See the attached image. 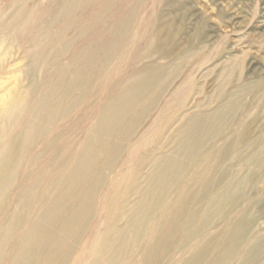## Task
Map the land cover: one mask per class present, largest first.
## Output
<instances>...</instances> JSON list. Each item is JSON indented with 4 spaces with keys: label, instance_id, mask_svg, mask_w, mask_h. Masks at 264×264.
Masks as SVG:
<instances>
[{
    "label": "bare ground",
    "instance_id": "obj_1",
    "mask_svg": "<svg viewBox=\"0 0 264 264\" xmlns=\"http://www.w3.org/2000/svg\"><path fill=\"white\" fill-rule=\"evenodd\" d=\"M147 3L0 0V72L6 69L0 78V264H154L176 241L182 253L218 225L223 228L178 255L180 264H222L240 248L235 264H264V234L244 245L255 222L249 207L229 218L238 201L233 187L241 184L220 179L232 172L213 171L234 140L204 148L225 127L224 109L184 115L177 135L166 136L172 151L138 156L147 141L144 135L130 140L137 133L133 123L141 125L146 108L156 104L162 78L182 68L144 61L146 37L137 36L133 23L153 12ZM19 52L20 60L6 68ZM161 116L154 119L160 127L146 133L157 136L171 122ZM112 138L130 151L97 215L94 198L114 165ZM250 147L243 165L264 153V137L245 141L237 153ZM187 179L194 182L184 187ZM130 192L137 196L132 204L122 199ZM187 199L207 206L194 210ZM95 216L82 260L74 261L85 222Z\"/></svg>",
    "mask_w": 264,
    "mask_h": 264
},
{
    "label": "rangeland",
    "instance_id": "obj_2",
    "mask_svg": "<svg viewBox=\"0 0 264 264\" xmlns=\"http://www.w3.org/2000/svg\"><path fill=\"white\" fill-rule=\"evenodd\" d=\"M147 2L150 8H154L153 12L148 15L145 22H141L142 24L136 19L133 23V29L137 36L145 34L146 37V41L142 43V46L146 48L144 53L146 59L144 61L150 65H168L170 67L177 64L176 66L182 68L178 69L176 74L162 78V83L153 95V99L157 100L156 104L153 103L154 105L152 104L153 106L151 105L150 109V106H145L147 107L146 119L141 125L137 122L133 123L132 132L137 133L134 136L135 138L133 137L130 140L133 144L138 139L141 140L142 135H144L145 141H147L145 144L148 145L146 149L140 150V153L138 152V156L142 154L141 152L147 151L146 154L151 155L172 151L175 146H167L170 142L168 141L169 138L166 139V136L168 134L177 135L185 122V120H181L184 115L187 118L195 113H210L216 108L224 109L226 120L222 124L225 127L219 130L218 137L208 136L204 148L208 145L211 146V143L215 141H220V144L225 142L224 144H226L228 141L234 140L230 152L221 156L213 171L214 173L217 172L216 174L232 172V174H236L237 178L234 179L230 174L220 179H223L224 183L236 180L237 186L241 184L240 187H235V181L233 182L238 201L235 207L230 210L229 218L232 219L241 209L249 207L250 217L255 222L247 233V236H249L244 241L245 245V242H250L257 235L264 234V153L260 151L261 156L251 159L244 165L243 162L252 154L253 150H251V147L244 148L241 150L242 155L237 153L245 141L256 139L258 135L264 137V0H147ZM150 4H153V7ZM20 57L21 52L13 57L6 68L17 63ZM232 65L234 69L229 72L228 68L230 70ZM5 71L6 69L0 72V78ZM224 78L226 79L223 80ZM116 79L117 77L114 78V80ZM103 93L101 91L97 94L102 98V101L107 97V94ZM231 96L234 98L232 99ZM168 103H170L169 107L166 106ZM229 106H232V108L228 109ZM138 111L141 112V110ZM161 113L162 119L170 116L171 122L165 124L164 128L156 133L157 136L153 137L146 131L150 128L153 129V126L156 129L160 127L155 125L154 119H157ZM239 126L240 128H238ZM140 127L141 130H139ZM115 143V138H112V154L115 155H113L112 160L114 164L112 165V172L107 176L110 180L108 178L104 180V185L97 193L98 197L96 195V198H94L96 200L94 209H96L97 215L101 211L103 197L117 178L116 176L126 168L124 163L129 156V146L123 151L122 148L120 149L119 144L117 147ZM196 153L198 154V152ZM205 160L202 159L200 163ZM209 170L211 172L212 169L209 168ZM95 182L97 183L98 180ZM192 182L194 181L187 179L183 185L188 187L191 186ZM216 187L217 185L213 187V193L215 194L220 192ZM133 194L134 192L126 193L122 199H127V202L132 204L137 197ZM186 201L188 202H186V206L189 205L194 210L203 205L207 206V200L187 199ZM228 211L229 209L225 210L226 213ZM97 221L98 216H95L93 220L90 219L85 222L82 240L79 241L80 246L78 249L76 247L73 255L74 261L77 257L82 260V247L91 237ZM123 224L119 223L118 226ZM222 228L223 225H218L216 229L203 232L193 243L205 240L210 234ZM193 243L188 247L185 246L186 248L180 253L182 245L179 241H176L174 245L168 248L169 252L163 251L162 257L154 264H180V255L187 254L192 249ZM241 249L222 264H235L234 262L241 255ZM259 257L264 258V252ZM78 263H81V261H78Z\"/></svg>",
    "mask_w": 264,
    "mask_h": 264
}]
</instances>
